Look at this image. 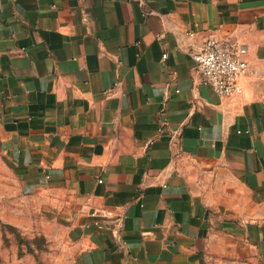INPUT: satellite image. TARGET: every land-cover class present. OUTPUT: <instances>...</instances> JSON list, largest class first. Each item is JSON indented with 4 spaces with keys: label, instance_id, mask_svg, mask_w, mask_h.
Masks as SVG:
<instances>
[{
    "label": "crops",
    "instance_id": "crops-1",
    "mask_svg": "<svg viewBox=\"0 0 264 264\" xmlns=\"http://www.w3.org/2000/svg\"><path fill=\"white\" fill-rule=\"evenodd\" d=\"M210 35L246 46L238 95L199 83ZM0 161L58 229L53 264L264 258V0H0Z\"/></svg>",
    "mask_w": 264,
    "mask_h": 264
},
{
    "label": "rangeland",
    "instance_id": "rangeland-1",
    "mask_svg": "<svg viewBox=\"0 0 264 264\" xmlns=\"http://www.w3.org/2000/svg\"><path fill=\"white\" fill-rule=\"evenodd\" d=\"M50 218L20 191L11 170L0 161V264H53L60 240ZM197 264H264V258L254 250L216 242Z\"/></svg>",
    "mask_w": 264,
    "mask_h": 264
},
{
    "label": "built area",
    "instance_id": "built-area-1",
    "mask_svg": "<svg viewBox=\"0 0 264 264\" xmlns=\"http://www.w3.org/2000/svg\"><path fill=\"white\" fill-rule=\"evenodd\" d=\"M245 54L244 44L231 37L215 35L205 38L190 51L199 83L211 88L219 97H232L241 93L242 81L249 74ZM162 57L166 58V55ZM89 215L93 218L92 225L99 230L107 226V220L114 218L111 210L101 207L93 209Z\"/></svg>",
    "mask_w": 264,
    "mask_h": 264
}]
</instances>
